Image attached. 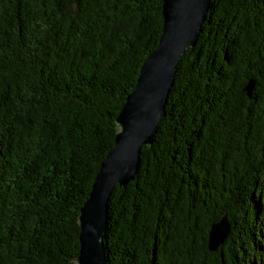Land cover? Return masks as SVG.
<instances>
[{
  "label": "trees",
  "instance_id": "1",
  "mask_svg": "<svg viewBox=\"0 0 264 264\" xmlns=\"http://www.w3.org/2000/svg\"><path fill=\"white\" fill-rule=\"evenodd\" d=\"M162 27V0H0V264H73ZM105 250L106 264H264V0H211L154 143L112 191Z\"/></svg>",
  "mask_w": 264,
  "mask_h": 264
},
{
  "label": "water",
  "instance_id": "2",
  "mask_svg": "<svg viewBox=\"0 0 264 264\" xmlns=\"http://www.w3.org/2000/svg\"><path fill=\"white\" fill-rule=\"evenodd\" d=\"M211 0H162L163 27L159 42L142 65L134 90L116 118L114 146L100 164L90 194L78 216L79 253L73 264H106L105 239L109 199L116 185L135 178L141 147L151 146L182 55L195 46ZM252 83L247 87L251 96ZM230 232L227 215L211 225L208 247L216 250Z\"/></svg>",
  "mask_w": 264,
  "mask_h": 264
}]
</instances>
